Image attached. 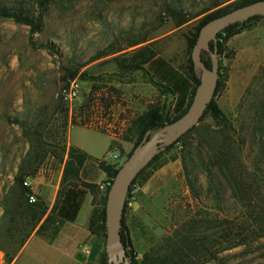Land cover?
Masks as SVG:
<instances>
[{
  "label": "rangeland",
  "instance_id": "rangeland-1",
  "mask_svg": "<svg viewBox=\"0 0 264 264\" xmlns=\"http://www.w3.org/2000/svg\"><path fill=\"white\" fill-rule=\"evenodd\" d=\"M1 1L19 2L40 23L36 29L0 17V264H11L7 257L16 251L18 236H9L6 230L4 206L29 140L47 144L39 167L29 176L41 173L54 183L53 173L63 170L67 153L53 144L64 139L65 145L68 142L88 153L90 157L79 171L80 179L98 185L106 177L100 164L119 167L137 140L139 134L127 132L131 119L157 106L164 122V117L173 118L186 108L194 87L186 75L187 36L205 14L235 0ZM201 11L205 12L195 16ZM139 39L144 42L129 46ZM242 41L248 47L253 45L254 55L259 51L262 54L255 59L236 58L234 49L226 46L220 56L221 85L213 96L234 123L243 114L240 104L246 102L247 90L264 63V24L247 32ZM143 46L153 49L156 56L144 70L121 72L116 61ZM99 52L103 55L92 60ZM73 71L76 74L70 78ZM71 80L78 83L80 97L69 104L62 91ZM88 101L90 125L105 130L112 139L93 128L71 126L72 113ZM63 108L68 111L66 124ZM198 123L199 133L204 136L205 127L215 128L209 115ZM61 127L64 132L57 135ZM158 128L150 130L153 133ZM196 140L198 135L192 131L186 138L189 145L184 146L181 140L163 149L133 184L124 217L137 260L150 251L161 264H170L175 255H189L191 262L186 264L263 261L264 238L220 250L218 224L232 218L234 203L221 182L224 209L219 210L212 191L207 189L202 166L189 153L198 152L202 161L207 160L212 152L208 147L216 145L215 139L208 137L200 148L193 145ZM106 152L117 156L107 162L102 157ZM185 153L188 173L182 157ZM242 160L246 164L250 161L248 146L243 149ZM188 177L194 182L193 188ZM38 191L41 193L42 188ZM98 192L103 193L99 187ZM33 194L48 206L41 196ZM68 229L64 227L56 241L57 246L66 249V255L46 251L45 243L34 236L14 264H99L105 239L96 235L98 255H70L73 246Z\"/></svg>",
  "mask_w": 264,
  "mask_h": 264
},
{
  "label": "trees",
  "instance_id": "trees-1",
  "mask_svg": "<svg viewBox=\"0 0 264 264\" xmlns=\"http://www.w3.org/2000/svg\"><path fill=\"white\" fill-rule=\"evenodd\" d=\"M252 1L255 0H235L233 3H229L224 7H220L205 14L200 18L194 30L187 36L189 56L186 75L194 83L191 92V99L195 86L199 81V74H196V70L198 69L193 65L190 53L196 42L201 26L218 15ZM215 4V6H217L219 3ZM204 12L205 11H201L195 16ZM0 17L13 18L18 22L31 25L32 28H40L39 21L36 22L29 9L22 6L19 2L5 3L0 0ZM261 19H264V16L257 15L225 27L218 33L216 43L211 42L210 51L202 50V60L210 66V52L216 47L220 64L221 53L226 49V43L229 38L245 29H249L254 23ZM222 34L224 35L222 36ZM142 42H144V39H139L131 42L129 46H135ZM102 55L103 52H99L92 57V60H95ZM155 56L156 53L153 49L143 46L135 49L130 55L116 61V65L121 72L125 73L144 70V66ZM220 72L221 68H219L216 90L221 85V79L223 77ZM75 74L76 71L71 72L70 78H73ZM247 93L248 97L246 98V102L243 101L240 104L243 114L237 117L235 123L222 112L214 99H212L199 122H201L206 115H209L215 123V128L210 129L209 127H205L204 134L206 135L204 136L199 133V123H197L192 129L184 133L174 142L176 143L182 140L184 146L189 145L186 138L192 131H196V134L198 135V140L193 144L196 148H200L202 143L208 137H210V140L215 139L216 141L215 146L209 145L210 147L208 148L212 152L208 155L207 160L205 161H202L198 152L189 153L195 157L194 162L202 166L208 183L207 189L210 192L212 191L219 210L224 209L221 182L226 184L234 203L232 220H220L218 224L219 243L221 246L220 250L249 244L252 241L264 238V63L254 76L253 83L249 86ZM180 98H183V96H180ZM90 101H92V99H90ZM90 104L91 102L89 101L85 102L78 107L77 111L72 113L71 126L82 125L105 132L103 129L90 125L88 114V111L91 108ZM62 111L65 113V123L63 124H66L68 116L67 108H63ZM183 112L173 118L164 117V122H161L162 110L161 108L154 106L150 107L142 115L131 119L129 121L130 125L127 128V132L134 130L136 134H139L133 147L140 141L146 130L157 127L160 128L164 123L173 121ZM60 132H64L62 127L61 130L57 132V135ZM33 134L40 136L36 131H34ZM50 136L55 138V134H51ZM60 143H63L62 147L58 146ZM173 144H161L158 154L144 169L158 159L163 149H167ZM53 145L58 147L63 153L66 151L67 158L64 162L59 189L51 211H47V205L38 196L34 195L36 198L35 201L30 202L29 195L32 191L23 184L24 177L32 174L39 167V164L44 157L47 144H44L43 142H33L32 139L29 140V148L26 152V157L22 159L18 172L14 176V184L10 187L8 194L6 195L9 197V200H7V203L4 206V217L6 218L7 223L6 230L8 231L9 236H18L17 249L13 255L7 257L9 261H13L16 258L20 249L32 234L44 235L47 237H54L57 234L62 220L56 214V208L67 187L81 186L86 188L92 194V210L89 216V231L92 234L102 236L104 239L106 237L105 201L107 190L103 191V193L98 192V185L96 183L83 181L80 179L79 175L80 168L83 166L85 159L90 156L78 147L65 145L64 139ZM245 146H248L250 149V161L248 164L242 160V152ZM182 157L186 173H188L186 167V153L183 154ZM100 169L106 175L103 180L107 179L112 181L118 167L111 164L105 165L101 163ZM144 169L137 175L130 185L123 210L120 234L125 246L126 254L129 258V264H161L153 258L150 251L145 252L142 258L137 260L129 229L125 223L124 213L128 196L130 195L135 180L142 174ZM188 183L190 187H194L192 178L188 177ZM188 256L189 255H175L174 257H176V259H173L169 263L186 264L191 262V260H188ZM107 263L108 258L103 248L100 253L99 264ZM254 264H264V260Z\"/></svg>",
  "mask_w": 264,
  "mask_h": 264
},
{
  "label": "water",
  "instance_id": "water-1",
  "mask_svg": "<svg viewBox=\"0 0 264 264\" xmlns=\"http://www.w3.org/2000/svg\"><path fill=\"white\" fill-rule=\"evenodd\" d=\"M257 15L264 16V0H255L233 8L208 20L201 26L190 53L193 65L199 70V81L195 86L188 107L179 117L164 123L153 133L150 129L145 131L140 141L118 167L112 184L107 190L104 250L108 263L129 264L120 230L125 201L132 181L158 154L161 144H173L199 122L208 104L213 99L219 75L217 50L215 47L210 52V66L202 60V50L210 51L211 42L216 43L218 33L225 27Z\"/></svg>",
  "mask_w": 264,
  "mask_h": 264
},
{
  "label": "crops",
  "instance_id": "crops-1",
  "mask_svg": "<svg viewBox=\"0 0 264 264\" xmlns=\"http://www.w3.org/2000/svg\"><path fill=\"white\" fill-rule=\"evenodd\" d=\"M261 24H264V19H261L260 21L254 23L249 29H245L237 34H234L232 37L229 38L226 45L234 49L236 58L255 59L259 56L258 54L261 52L259 51L256 53L257 55L256 54L254 55L252 53L253 45L251 47H248L247 44L246 45L243 44L242 39L247 32L252 31L256 28L258 29ZM96 131L105 133L112 139V136L110 134L100 130H96ZM67 145L69 146L71 144L67 142ZM85 153L88 154L87 152ZM53 174H54L53 176L54 183L47 181L46 178H44L43 174L41 173L40 175H36L35 177H32V181H31L32 193L38 194L46 202H48V206H47L48 212L51 211L56 200L57 192L60 185L61 175H62V169L54 172ZM49 186H53V189L49 188ZM39 188H42L41 193H39L38 191ZM91 210H92V194L86 188H83L81 186L67 187L63 193V196L60 198L58 202V206L56 208V214L62 220V223L60 225L57 234L54 237L32 234L29 237V239L26 241L24 246L20 249L16 258L12 261L11 264L15 263L17 257L25 250L30 240L34 236L38 237L41 242L45 243V247L43 246V248L46 251L50 250L49 252H54V253L59 252L65 254L66 249L64 248L61 249L59 246L56 245L57 238L64 227H66V230L67 228H69L67 234L71 235L70 241L72 243L73 250L70 253V255H83L86 258H88L89 255H98L99 246H98L97 236L89 231V216ZM81 213L83 214L82 219H80ZM69 224L70 227H67L69 226ZM83 246L89 249L88 253L80 252V248ZM37 248L38 246H35V249Z\"/></svg>",
  "mask_w": 264,
  "mask_h": 264
},
{
  "label": "built area",
  "instance_id": "built-area-1",
  "mask_svg": "<svg viewBox=\"0 0 264 264\" xmlns=\"http://www.w3.org/2000/svg\"><path fill=\"white\" fill-rule=\"evenodd\" d=\"M63 94V98L69 103L71 104L72 102H75L77 99H79V86L78 83L75 80H71L69 82V85L63 89L62 91ZM116 154L114 152H108L103 156V160L110 162L112 160H114V158H116ZM31 181H32V177L28 176L27 178L24 179L23 184L28 187L29 189H31L32 185H31ZM112 181L111 180H103L102 182L98 183V187L100 190L102 191H106L108 190V188L111 186ZM35 196L33 193H31L29 195V201L33 202L35 201ZM80 252L81 253H88L89 249L85 246L80 248Z\"/></svg>",
  "mask_w": 264,
  "mask_h": 264
},
{
  "label": "flooded vegetation",
  "instance_id": "flooded-vegetation-1",
  "mask_svg": "<svg viewBox=\"0 0 264 264\" xmlns=\"http://www.w3.org/2000/svg\"><path fill=\"white\" fill-rule=\"evenodd\" d=\"M107 264H110V263H107ZM121 264V263H120Z\"/></svg>",
  "mask_w": 264,
  "mask_h": 264
}]
</instances>
